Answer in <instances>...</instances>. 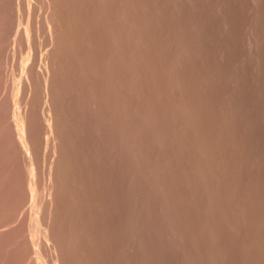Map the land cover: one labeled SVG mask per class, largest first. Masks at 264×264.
<instances>
[{
	"label": "rangeland",
	"instance_id": "obj_1",
	"mask_svg": "<svg viewBox=\"0 0 264 264\" xmlns=\"http://www.w3.org/2000/svg\"><path fill=\"white\" fill-rule=\"evenodd\" d=\"M0 264H264V0H0Z\"/></svg>",
	"mask_w": 264,
	"mask_h": 264
},
{
	"label": "bare ground",
	"instance_id": "obj_2",
	"mask_svg": "<svg viewBox=\"0 0 264 264\" xmlns=\"http://www.w3.org/2000/svg\"><path fill=\"white\" fill-rule=\"evenodd\" d=\"M221 42V41H220ZM227 47H229L228 45H226ZM226 47V48H227ZM223 50V49H222ZM29 51V50H28ZM30 55V54H29ZM231 56V55H230ZM29 57V56H28ZM227 59V58H226ZM232 65V64H231ZM217 67V66H216ZM226 67V66H225ZM226 70V69H225ZM224 70V71H225ZM228 70V69H227ZM222 71V70H221ZM232 71H233V69H232ZM228 72V71H227ZM231 73V72H230ZM220 75V74H219ZM223 75V74H222ZM234 74H232V76H233ZM229 76H231V75H229ZM227 78V77H226ZM231 78V77H230ZM221 79V78H220ZM219 80V79H218ZM225 80V79H224ZM232 80V79H231ZM230 82V81H229ZM223 84V83H222ZM35 198V197H34ZM39 217V216H38Z\"/></svg>",
	"mask_w": 264,
	"mask_h": 264
}]
</instances>
